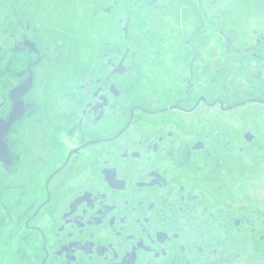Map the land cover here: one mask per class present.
<instances>
[{
    "label": "flooded vegetation",
    "instance_id": "af4514ba",
    "mask_svg": "<svg viewBox=\"0 0 264 264\" xmlns=\"http://www.w3.org/2000/svg\"><path fill=\"white\" fill-rule=\"evenodd\" d=\"M46 1L0 0V264H264V0Z\"/></svg>",
    "mask_w": 264,
    "mask_h": 264
},
{
    "label": "rangeland",
    "instance_id": "374dc122",
    "mask_svg": "<svg viewBox=\"0 0 264 264\" xmlns=\"http://www.w3.org/2000/svg\"><path fill=\"white\" fill-rule=\"evenodd\" d=\"M75 3H76V0H73V6L70 7L69 5L65 6V4L59 5V1H55V0H47L46 1V5L51 4L50 9L51 10L54 9V11L52 12V17H54L58 20L61 19L63 21V23H65L69 27L68 28L69 32L70 31L73 32V30H74V26H72V24H71V21L74 17H70V16L75 14L74 12L72 14V11L76 7V6H74ZM76 5H77V3H76ZM80 5L82 8V12L84 13V19H86L83 21V26L85 28H88L87 26H92V24L96 23L95 21H97V20L96 19H87L85 17V16H87V14L89 12V9L86 6V0H83ZM65 15H68V16H65ZM109 20H110V18H108V17L105 19H101L100 24L101 23L107 24L109 22ZM245 189L248 190L247 194H250V196L252 195L253 198L250 201H248V203L243 200L244 205L246 206L247 204H256L261 209L264 210V173L260 172L258 182H254L252 185H249Z\"/></svg>",
    "mask_w": 264,
    "mask_h": 264
}]
</instances>
